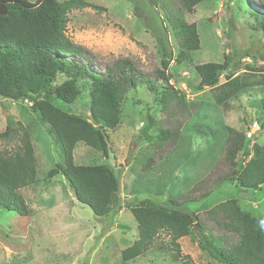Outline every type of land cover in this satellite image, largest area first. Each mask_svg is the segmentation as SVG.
<instances>
[{"label":"rangeland","instance_id":"1","mask_svg":"<svg viewBox=\"0 0 264 264\" xmlns=\"http://www.w3.org/2000/svg\"><path fill=\"white\" fill-rule=\"evenodd\" d=\"M84 1L96 7L72 9L65 30L74 43L89 52L97 71L105 64L128 58L152 77L154 70L161 68L165 47L173 55L166 71L169 84L193 104L186 110H163L159 90L139 83L123 94L120 124L110 132L112 151L107 156L82 143L76 145V164L104 163L120 178L123 208L115 215L98 217L76 200L62 176H46L60 160L48 123L30 109L28 100L0 97V133L6 128H29L38 177L35 184L18 191L29 209L26 216L0 209V264H183L175 252L156 247L132 261L122 260L119 253L137 236L128 206L146 198L161 203L168 189L175 197L181 192L184 199L195 201L209 189L211 193L203 200L185 202L186 208L197 213L235 198L243 210L264 219V186L244 189L226 182L218 187L215 177L220 172L216 164L224 147L225 125L246 132L251 141L264 145V87H247L218 106L209 88L196 90L198 75L193 69L194 64L222 62L227 55L231 60L227 74L258 78L264 67V31L246 11L258 9L249 0H200L191 13L178 0H156L155 8L145 0ZM171 18L194 23L199 35V49L189 52L181 63L176 59L179 50ZM247 65L255 70L249 71ZM54 102L72 114L87 116L86 90L72 104ZM193 124L210 126L216 137L212 140L211 135L190 130ZM159 127H177L178 137L171 147L155 137ZM9 137L0 139V148L15 145L16 140ZM150 155H154L153 161L144 170ZM202 179H206V187L188 193ZM157 240L167 241L168 235L161 232ZM179 244L193 264H219L189 236Z\"/></svg>","mask_w":264,"mask_h":264},{"label":"trees","instance_id":"2","mask_svg":"<svg viewBox=\"0 0 264 264\" xmlns=\"http://www.w3.org/2000/svg\"><path fill=\"white\" fill-rule=\"evenodd\" d=\"M145 1L152 8L157 5L156 0ZM178 1L188 13L201 2ZM0 2L7 9L5 14H0V97L13 101L28 100L30 109L48 123L60 160L46 172V176H62L75 191L76 200L87 205L94 215H115L123 208L119 175L112 166L104 163L76 164L74 149L82 143L105 156L112 151L110 132L120 124L123 94L139 83H147L150 88L159 90L157 93L160 94L159 102L163 110H186L188 104H193L169 84L166 71L172 53L163 48L164 58L159 63L161 68L154 70L152 77L141 72L128 58L105 64L101 71H97L98 65L89 52L74 43L65 30L72 9L95 5L84 0ZM249 2L258 10L248 8L247 13L264 31V0ZM170 21L178 44L177 63H181L187 59L189 52L199 49V35L194 23L179 18H171ZM230 63V58L224 55L222 62L193 66L198 75L196 90L209 88L218 106L247 87H264V67L260 68L262 72L256 79L249 74L233 77L231 73L227 74ZM247 68L249 71L254 69L249 65ZM83 90H86L89 102L86 117L65 111L54 102L60 100L72 104ZM40 94L44 97L37 99ZM154 124L151 122V125ZM189 128L205 137L211 135L212 140L216 137L208 125L193 124ZM223 129L224 147L216 164L220 172L215 175L218 187L226 182L244 189L264 186V145L251 141L246 132L232 126L225 125ZM8 137L16 142L10 148H0V209L14 210L26 216L29 209L18 191L38 180L34 147L29 128H22L21 131L6 128L0 133V139ZM155 137L171 147L177 140L178 129L159 127ZM156 146L159 150L162 144ZM160 156L158 152L157 157ZM152 158L154 155L146 158L144 170L150 168ZM216 183L212 189L217 186ZM204 187L206 179L187 191L192 193ZM209 193V189L205 190L195 201L184 199L181 192L175 197L168 189L161 203L146 198L128 206L136 224L137 236L121 249V259L135 260L156 247L175 252L183 264H193L190 256L183 254L179 244L181 237L189 236L219 264H264L262 217L243 210L235 198L224 199L202 213L185 207L186 201H201ZM161 232L168 235L167 241L157 240Z\"/></svg>","mask_w":264,"mask_h":264},{"label":"water","instance_id":"3","mask_svg":"<svg viewBox=\"0 0 264 264\" xmlns=\"http://www.w3.org/2000/svg\"><path fill=\"white\" fill-rule=\"evenodd\" d=\"M6 7L4 6V4L2 3V2H0V14H5L6 13ZM70 190H71V193H72V195L74 196V197H76V194H75V191L72 189V188H70Z\"/></svg>","mask_w":264,"mask_h":264},{"label":"crops","instance_id":"4","mask_svg":"<svg viewBox=\"0 0 264 264\" xmlns=\"http://www.w3.org/2000/svg\"><path fill=\"white\" fill-rule=\"evenodd\" d=\"M184 237H185V236H184ZM184 237H181L180 239H182V238H184ZM180 239H179V240H180Z\"/></svg>","mask_w":264,"mask_h":264}]
</instances>
